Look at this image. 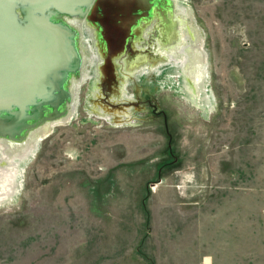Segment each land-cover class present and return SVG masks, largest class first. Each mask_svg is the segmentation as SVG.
<instances>
[{"label":"rangeland","instance_id":"obj_1","mask_svg":"<svg viewBox=\"0 0 264 264\" xmlns=\"http://www.w3.org/2000/svg\"><path fill=\"white\" fill-rule=\"evenodd\" d=\"M178 1L206 94L84 69L75 120L18 165L0 264H264V0Z\"/></svg>","mask_w":264,"mask_h":264},{"label":"water","instance_id":"obj_2","mask_svg":"<svg viewBox=\"0 0 264 264\" xmlns=\"http://www.w3.org/2000/svg\"><path fill=\"white\" fill-rule=\"evenodd\" d=\"M170 7L168 0H0V136L21 139L64 111L67 78L81 65L73 29L52 15L79 16L94 26L95 49L104 55L99 70L114 81V61L128 62L132 50L141 61L147 51L141 26L155 12L166 19ZM151 54L142 63L155 62Z\"/></svg>","mask_w":264,"mask_h":264},{"label":"bare ground","instance_id":"obj_3","mask_svg":"<svg viewBox=\"0 0 264 264\" xmlns=\"http://www.w3.org/2000/svg\"><path fill=\"white\" fill-rule=\"evenodd\" d=\"M168 1L171 7L167 11L166 19H163L160 13L155 12V19L143 23L140 28L141 39L145 40V48H147V51L142 55V60H146V57L152 58L151 53L155 55L157 60L154 59L155 62L146 61V63H142L144 62L142 60L138 62L137 58L139 56L132 50V53L129 54L128 65L130 69L136 68L138 70L136 73L137 81H141L146 77L149 79L156 76V78H160L172 71L178 77L183 78L185 90L192 97L199 96L200 93L206 92L204 81L207 69L206 55L202 46L203 39L197 28L190 23L191 13L187 10H179L178 0ZM52 19L56 22L61 21L73 29L75 47L80 57L81 68L78 73L70 74L67 78L66 89L69 98L59 118L29 128L21 139H9L0 136V207L15 194L18 165L30 160L36 153L39 143L48 138L55 128L67 125L74 119L77 110L74 97L77 96L78 89L82 87L81 85L87 81L86 79L90 75L89 72L84 73V69L92 68L94 71H98L99 74V68L103 61V52L101 50L96 52L95 49L98 41L97 31L86 18L54 14ZM114 115L124 119L125 113L116 110L107 116H103L110 119Z\"/></svg>","mask_w":264,"mask_h":264}]
</instances>
